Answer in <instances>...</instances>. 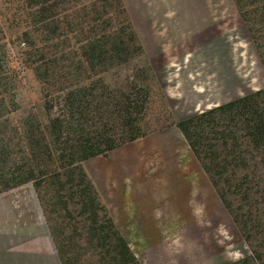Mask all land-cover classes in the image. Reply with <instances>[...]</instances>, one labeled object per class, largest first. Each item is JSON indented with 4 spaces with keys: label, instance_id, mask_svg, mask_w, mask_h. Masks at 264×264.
<instances>
[{
    "label": "rangeland",
    "instance_id": "rangeland-1",
    "mask_svg": "<svg viewBox=\"0 0 264 264\" xmlns=\"http://www.w3.org/2000/svg\"><path fill=\"white\" fill-rule=\"evenodd\" d=\"M122 2L145 59L132 56L128 63L113 69L109 77L128 78L138 102L143 99L142 81L148 80V116L142 121L145 106L140 115L134 116L136 127L146 134L79 166L140 264L237 261L249 252L222 195L231 201L236 197L228 190L224 177L218 179L219 188L214 186L175 122L264 88V15H252L260 5L242 0L246 6L243 13L234 0ZM17 30L20 29L14 28L13 32ZM11 48L18 50L12 45ZM49 52L41 71L54 70L53 55L57 52L52 48ZM145 62L150 65V74ZM19 71L23 88L14 92L13 103L0 107L1 181H16L21 173L25 157L22 117L32 110L41 121L60 114L58 95L53 91L57 77L49 75L54 82L49 79L48 86L30 73L23 75L22 68ZM107 76L103 74L101 78L107 80ZM3 96L6 104L8 94ZM90 119L88 116L89 125L93 124ZM113 126L108 127V134L120 141L121 132ZM154 129L158 131L152 132ZM77 173L73 171L71 179L61 178V183L76 188L80 185ZM56 189L58 184L51 191ZM66 190L61 193L67 196L64 201L69 199ZM46 194L41 191L45 201L50 198ZM32 196L34 202L35 189L27 183L0 192V201L7 198L29 203ZM45 207L44 220L53 230L65 229V234L67 228L81 230L85 217L72 203H68L66 211L57 205Z\"/></svg>",
    "mask_w": 264,
    "mask_h": 264
},
{
    "label": "trees",
    "instance_id": "trees-1",
    "mask_svg": "<svg viewBox=\"0 0 264 264\" xmlns=\"http://www.w3.org/2000/svg\"><path fill=\"white\" fill-rule=\"evenodd\" d=\"M250 1L260 5L252 15H264V0ZM234 2L245 13L242 0ZM14 28L20 30L13 32ZM11 45L18 50L14 52ZM51 48L57 52L54 70L41 71ZM132 56L145 59L122 0H0V85L4 90L0 88V107L13 103L14 92L23 88L22 68L23 75L30 73L48 86L46 81L52 79L48 76L57 77L53 91L60 112L43 121L34 110L22 117L21 173L16 181L0 180V192L31 183L44 215L45 205L64 211L68 203L77 207L85 217L81 230L67 228L65 234V229L53 230L47 221L61 264H140L79 166L146 134L136 127L134 116L144 106L142 121L148 116V80L142 81L143 99L138 102L128 78L109 77ZM145 66L150 74L149 63ZM103 74L107 80L101 78ZM4 93L8 94L6 104ZM111 125L120 130V141L109 136ZM175 125L214 186L219 188L218 179L224 177L236 197L231 201L222 195V201L249 253L228 264H264V88ZM76 170L80 185L70 188L61 183V178L71 179ZM57 184L59 189L51 191ZM65 189L67 201L61 194ZM41 191L50 198L45 201Z\"/></svg>",
    "mask_w": 264,
    "mask_h": 264
},
{
    "label": "crops",
    "instance_id": "crops-1",
    "mask_svg": "<svg viewBox=\"0 0 264 264\" xmlns=\"http://www.w3.org/2000/svg\"><path fill=\"white\" fill-rule=\"evenodd\" d=\"M0 201V264H61L38 198Z\"/></svg>",
    "mask_w": 264,
    "mask_h": 264
}]
</instances>
